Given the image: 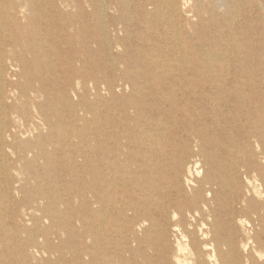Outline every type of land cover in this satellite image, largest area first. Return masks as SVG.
<instances>
[{"label": "bare ground", "instance_id": "bare-ground-1", "mask_svg": "<svg viewBox=\"0 0 264 264\" xmlns=\"http://www.w3.org/2000/svg\"><path fill=\"white\" fill-rule=\"evenodd\" d=\"M42 1L40 7L56 8V1ZM65 1L60 0L59 4L62 6ZM142 1L135 3L132 13L148 14L144 22L128 14L131 10L128 0H87L85 3L77 0L65 4L77 10L75 16L81 19L78 31L86 28L84 17L91 19L90 24L99 35L91 42L93 52L101 46L111 52L113 45L120 44L122 34L129 38L128 28L120 27L117 21L121 16L113 13L118 7L128 14L127 25L145 28L149 40H168L172 50L179 52L177 68L169 70L173 65H165L158 72L157 64L152 61L156 73H133L130 64L138 67L134 60L130 64L127 60L124 62L127 65L120 69L118 59L116 62L111 58V71H120L117 78L106 80L88 72L68 88L75 94L71 100L66 91L67 108L71 107L75 120L84 121L89 114L93 116L91 133L76 129L69 133L58 123L65 118L53 119L58 111L53 107L52 91L47 83L51 79L50 70L59 74V67L56 62L46 63L47 44L71 43V35L64 29L65 21L48 18L45 24L53 26L48 38L46 33L38 38L35 29L30 31L36 41L26 45L25 50L32 55L29 61L35 66L34 74L27 68L29 62L20 60L24 53L21 44L11 52L19 60L7 56L6 45H16L12 33L7 31L3 37L7 44L0 45V157H6V149L15 156L16 162L24 160L28 168L41 169L52 168L55 162L52 155L60 153L71 157L65 167L80 179L77 187L73 182L63 183L62 193L49 186L25 193L24 185L12 182L18 204L13 209L2 210L9 214L18 233H11L7 221L0 220V226L4 227L0 240L14 237L12 244L21 251L24 264L42 261L108 264L113 256L118 260L125 257L128 264H240L234 253V228L223 234L211 228L215 225L218 230L224 229L219 216L226 214L225 220L232 221L240 205V209L253 215L252 222L257 221L260 226L255 233L253 251L263 252L264 149L260 151L263 161L248 158L246 149L237 148L240 146L237 143L232 151L223 139V131L208 132V112L204 107L214 102L209 92L220 94L228 90L229 96L239 99L237 76L232 75L237 64L230 67L226 62L229 46L239 55L235 57L236 62L241 60L240 55L246 59L252 55L253 59H263L264 23L260 11L264 10V1ZM40 3L41 0L1 3L0 24L9 30L10 21L16 25L17 33L24 34L18 26L20 20L28 18L26 9L34 10ZM86 3L91 9L84 13ZM162 9L172 32H166V27L157 20L154 24L149 21L161 15ZM243 17L246 19L240 20ZM71 22L79 23L75 19ZM57 27L60 29L56 32ZM185 45L191 46L188 53L182 50ZM252 46L254 53L250 50ZM63 51H68V47H63ZM125 53L129 54V50ZM202 53L209 57L205 70L188 67L187 55L195 60ZM52 55L66 71L74 66L76 59L81 60L80 54L73 58L64 54L62 58L63 54L55 49ZM82 61L84 65L85 61L90 63L84 57ZM40 65L48 72L39 74ZM178 68L182 70L173 72ZM33 80L40 83L32 84ZM87 101L97 105L95 112ZM206 165L215 166L210 174L204 171ZM2 166L10 179L9 163L3 162ZM224 166L244 174L243 188L252 190L253 197H230L229 202L218 198L217 192L224 195L228 187L221 172ZM35 173L38 177V169ZM232 186L231 195L238 196V187L241 189L242 185L234 179ZM38 211L41 215L36 214ZM213 216L214 220L210 221ZM239 224L244 227L246 221ZM171 230L179 233L184 241L179 242L175 258L167 238Z\"/></svg>", "mask_w": 264, "mask_h": 264}, {"label": "rangeland", "instance_id": "rangeland-1", "mask_svg": "<svg viewBox=\"0 0 264 264\" xmlns=\"http://www.w3.org/2000/svg\"><path fill=\"white\" fill-rule=\"evenodd\" d=\"M9 0H0L1 3L8 2ZM56 1V8L52 10L51 5L48 7H40L44 2L41 0V3L38 8L32 9H26V15L28 18H23L20 20V24H18L19 27H22L24 30V34L20 32L17 33L15 30V26L10 21L8 24L9 30H6V27L3 24H0V45L7 44V41H3V37L7 35V31L9 33H12L13 39L16 42V45H13L9 43L5 47V51L7 52V56L12 57L11 52H15L18 50V44H21L23 48L22 56H20V60L29 62V65L27 68L30 69V71L34 74L35 72V66L30 64V57L32 55L25 50L26 45H33L36 41L31 36L30 31L35 29L38 32V35L36 37H42L48 36V31L53 28L51 25H46V20L49 19H55L58 21H65V30L66 33L71 35L70 38V44L67 45H58L53 44L49 42L47 44L48 49V60L46 61L47 64L51 65L52 62H56L59 67V74H56L55 71L50 70V82L49 89L52 91L53 96V107H56V110L58 111V116L53 115V119L63 117L62 122L60 123V127L63 128L65 131H68L69 133L72 132V130H82L86 131L89 130V132H93L92 129V118L90 114L87 116V118L84 121L75 120V116L71 112V107L67 108L65 102H66V91H68V88H71L75 85L76 81L80 78H82L84 75H86L88 72H92L95 77L103 78V79H115L119 76L120 71L119 70H113L111 68V58H115L117 65L120 69H123L127 64L124 62L130 60H134L137 64H130V70L133 71V73H141L147 72V73H156V69L158 72H162L165 65H173L169 68V70L177 68L176 62L178 61V55L179 52L176 50H172V45L168 40H158L155 38L148 39V32L143 29H135L132 27V24L127 25L128 20V14L131 13L133 16H137L139 20L147 21L146 18L147 15H144V13L139 12L138 15L135 13H132L133 8L135 6V3L138 0H128L130 2V8L131 10L129 13H125L122 10L118 9L116 11H112L115 15L121 16V19L118 18V23L120 27L128 28V32L130 33L129 38L125 37L124 34L121 36L120 44L119 45H113L111 52H108V50L105 47H102L97 51L93 52L92 47L93 39H98L99 35L97 31H95V28L92 26L91 19L88 17H84L83 20H86V28L81 29L78 31L76 28L81 23V19L77 18L75 16L77 10L75 7L72 6H65V4L76 2L77 0H66L62 6L59 4L60 0H53ZM82 3L87 0H80ZM126 1V0H125ZM143 2L142 0H140ZM262 2L264 0H261ZM85 6V12H88L91 8L88 7L87 3L84 4ZM87 8V9H86ZM164 8V6H163ZM20 9V8H19ZM161 15L158 14L157 17H152L149 19L150 23L154 24L153 22L157 20V23L162 24L163 27H166V32H172L173 28L171 27L169 21L167 20V16L165 13H163V9L161 10ZM2 10L0 7V14H2ZM111 13V12H110ZM126 14V17L123 16ZM34 17L35 20L31 19L30 17ZM86 16V15H83ZM260 19L261 22L264 23V10L260 11ZM137 18V19H138ZM71 19H75L78 22H71ZM246 18L243 17L240 20H245ZM89 21V23H88ZM93 21V18H92ZM135 21V20H134ZM60 29V27L56 28V32ZM28 32V33H27ZM152 34V33H151ZM145 42H143V40ZM51 44V45H50ZM141 44V46H140ZM63 47H68V51L64 52ZM57 50L63 54L62 58H64V54L69 57H74L77 54L81 55V60L76 59L73 63V67L69 68V71H66L65 69H61L59 64L60 61L56 59L55 56L52 55V51ZM191 46L185 45L183 46L182 50L186 53L189 52ZM229 50L227 51L228 56L226 61L228 64L230 63V67L237 64V67L232 70L233 76H237L238 83L236 84V89L240 92L239 99L236 100V97L231 95L229 96V92L222 91L220 94H215L214 92H209V94L213 97V104H210L208 106H205L204 108L207 110V118L209 122V129L208 132L211 134H219L221 131H223V139L227 140V144L229 145L230 149L232 151H235L237 145V148H245L247 157L251 160H260V157L263 155L260 154V151L264 149V57L263 59H253V55L246 59L243 55H240L242 58L239 62L235 61V57L237 56V53L233 50L232 46H229ZM166 49H168V52H165ZM77 50H80L79 52ZM126 50H129V54L125 53ZM251 53L255 52L254 47H250ZM139 51V52H138ZM234 51V52H233ZM254 51V52H253ZM86 60H90V63L88 61H85L86 65L83 63V57ZM124 56L126 58L124 59ZM134 56V57H133ZM239 56V55H238ZM237 56V57H238ZM38 57L41 58L40 54H38ZM200 58H194L195 60H192L187 55V64L188 67L191 68H199L202 71H204L205 67V61L209 58L205 57V54H199ZM218 56H214L213 58H216ZM13 58V57H12ZM15 60V58H13ZM18 58H16L17 60ZM212 59V58H211ZM15 60V61H16ZM19 60V59H18ZM43 60V59H42ZM64 60V59H62ZM75 60V59H74ZM95 60H99V63L94 64L93 62ZM201 60V61H200ZM217 61L219 59H216ZM45 63V60H43ZM152 61H155L157 64V68L155 69L154 66H152ZM209 59L206 61V65L208 64ZM242 63V65L240 64ZM114 65V64H113ZM66 66V65H65ZM79 67H81L82 71L79 72ZM39 74H42L44 71L48 72L45 69L44 65L39 66ZM99 69V70H98ZM168 70V71H169ZM182 68H178L177 70L173 72H180ZM94 71L97 75H95ZM198 71V70H197ZM218 69H216V72ZM82 72V73H81ZM232 75L229 77L231 78ZM40 82L37 80H33L32 84H39ZM245 92V93H244ZM69 99H73L74 97V91H68ZM260 93V95H259ZM229 96V100L226 101V97ZM235 97V99H234ZM223 98L225 100V103L222 101ZM226 104V105H224ZM87 105L90 107V109L95 112L96 104H92L89 101H87ZM85 106V104H84ZM78 107H81V105H78ZM70 109V110H69ZM238 117V118H237ZM216 118V120H215ZM237 118V119H236ZM1 119V117H0ZM57 121V120H56ZM220 129V131L216 130ZM234 141V142H233ZM240 149V148H239ZM7 153L6 157H0V206H2L0 210V220L7 221L9 226V231L11 233L16 232L18 233V228H14L11 224V219H9V214L7 215L4 210H2L4 207H7L9 210L13 209L17 206L18 200H17V194L16 190L14 188L15 184L24 185L25 193L30 192H36L40 189L45 188L46 186H49L51 190L55 188V190L58 193H62L63 191V183L66 182H73L74 186L77 187L80 182L78 175H73L74 173L70 170H68L65 166L67 165L68 161L71 160V157L64 156L60 153H54L52 155L55 162L54 166L52 168H41L38 167H32L28 168L24 160L22 162H16L15 156H12L10 152H8L6 149H4ZM9 163V166L11 168L9 179L3 171V162ZM215 166L206 165L204 167V171L206 170L212 172V169ZM38 169V177L36 176L35 170ZM223 178L227 180L228 187L226 186V192L223 194H219L217 192L218 198H224L226 202L230 201V197H233V199L248 196L253 197L252 190L244 189L243 183L245 181L244 174H241L242 172H236L235 170H231L229 167L224 166L223 169H221ZM253 174V173H252ZM204 176V174H203ZM158 177V176H157ZM201 177H195L196 180L200 179ZM237 180L239 184L242 185L241 189L238 187L239 195L238 196H232L231 195V189H232V182L233 180ZM18 181L15 184H12V182ZM48 190V189H47ZM233 190V189H232ZM235 190V189H234ZM247 191V192H246ZM24 192H21L23 194ZM251 192V193H248ZM40 202V201H39ZM61 204V203H59ZM58 206V205H57ZM56 206V207H57ZM63 206V205H62ZM63 208V207H62ZM241 205L236 209L235 213V219L232 221L225 220L227 219L226 214H222L220 217V222L224 226L221 230H218V227L215 225H211V228L213 232L217 233L220 232L223 234L225 231L233 230L232 237H234L233 242L235 244V256L237 259H239L240 264H264V249H262L263 252L261 253H255L253 251V247H255V233L259 231L260 226L258 225V222H252L251 219H253L252 214H248L243 209H240ZM36 214L41 215V212L38 211ZM218 214V212H217ZM220 215V213H219ZM213 216L210 218V221L214 220ZM251 220V222H250ZM56 221V220H55ZM239 221H246V225L242 227L239 224ZM203 222V221H202ZM209 225V224H208ZM210 227V225H209ZM3 228L0 226V234L3 235ZM16 230V231H15ZM172 231V232H171ZM169 231V235L167 238L170 241V247H172V252H174L173 258H175V254L177 253V248L179 245V242L181 244L184 243L182 240V237L179 233L176 231L171 230ZM237 232V233H236ZM198 237H200L198 235ZM2 240V241H1ZM0 240V264H24L21 262L22 253L19 250V248L15 247L12 243L14 241V237H10V239L7 241L4 240V237ZM163 245V241L161 240L160 246ZM114 255V253H113ZM139 259L141 260V256L139 255ZM33 263H37L35 259H31ZM64 263H67L66 261ZM40 264H46L43 261ZM73 264V263H68ZM108 264H128L125 257H120L118 260L115 256L111 258V260L108 262ZM222 264V262H221ZM227 264V263H224ZM234 264V263H230Z\"/></svg>", "mask_w": 264, "mask_h": 264}]
</instances>
